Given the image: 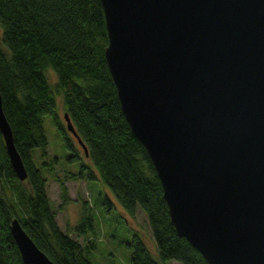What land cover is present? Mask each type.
<instances>
[{
	"label": "water",
	"instance_id": "95a60500",
	"mask_svg": "<svg viewBox=\"0 0 264 264\" xmlns=\"http://www.w3.org/2000/svg\"><path fill=\"white\" fill-rule=\"evenodd\" d=\"M99 1L119 107L176 234L210 264H264V0ZM0 135L24 180L1 97ZM8 228L22 264H53Z\"/></svg>",
	"mask_w": 264,
	"mask_h": 264
},
{
	"label": "trees",
	"instance_id": "16d2710c",
	"mask_svg": "<svg viewBox=\"0 0 264 264\" xmlns=\"http://www.w3.org/2000/svg\"><path fill=\"white\" fill-rule=\"evenodd\" d=\"M106 42L99 0H0L1 106L26 172L22 181L15 177L0 135V264H22L8 228L14 217L53 264H93L87 255L95 235L90 207L82 201L77 222L62 231L47 197L46 179L32 158V149L40 148L39 166L51 170V163L43 160L44 115L51 117L67 150L66 159L78 162L70 179L99 177L122 211L132 215L136 206L144 211L159 261L149 253L140 233L131 230L126 242L130 264H161L170 259L210 264L176 234L169 221L155 170L121 113L103 56ZM50 68L53 83L45 75ZM58 96L87 156L82 149L79 152L76 139L58 115ZM53 177L61 209L69 200L67 187L56 174ZM109 199L104 197L101 203L109 207Z\"/></svg>",
	"mask_w": 264,
	"mask_h": 264
},
{
	"label": "rangeland",
	"instance_id": "374dc122",
	"mask_svg": "<svg viewBox=\"0 0 264 264\" xmlns=\"http://www.w3.org/2000/svg\"><path fill=\"white\" fill-rule=\"evenodd\" d=\"M45 75L50 83L55 81L53 70L46 69ZM62 99L60 96L55 97L57 112L62 118ZM42 128L46 138L45 156L43 160L50 162L51 170L48 167L41 169L39 166L40 148L32 149L31 154L35 166L40 169L41 174L46 179V193L51 207L54 211V218L62 231H69V228L75 224L79 218L82 209V201L90 207L93 223L95 226V235H93V248L89 249L87 255L93 264H130V252L126 242L130 240L131 230H137L144 239L147 249L153 258L159 261L157 250L151 236L150 227L144 211L136 206L132 215L122 211L119 204L108 190L107 186L102 183L99 177L96 179L86 180L83 178H69V173L78 169V162H69L66 159L67 150L63 147L60 137L49 115L42 117ZM76 145V143H75ZM81 153V147L78 146ZM53 160V161H52ZM83 161L91 165L88 158L83 157ZM49 170V171H48ZM54 174L65 183L69 200L61 207L57 208L59 199L58 184L54 180ZM4 191L8 194L6 183H3ZM107 197L111 205L105 207L101 202ZM70 236L83 242L82 237ZM89 236V235H88ZM161 264H180L175 260H166Z\"/></svg>",
	"mask_w": 264,
	"mask_h": 264
}]
</instances>
